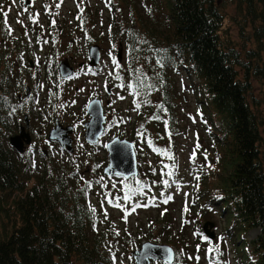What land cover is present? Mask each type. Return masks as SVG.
<instances>
[{"label":"trees","instance_id":"trees-1","mask_svg":"<svg viewBox=\"0 0 264 264\" xmlns=\"http://www.w3.org/2000/svg\"><path fill=\"white\" fill-rule=\"evenodd\" d=\"M160 1L157 14L138 10L124 25L112 24L111 39H118L125 52L118 82L137 93L136 111L145 119L142 135L150 145L160 133L165 139L166 122L175 131L173 72L197 79L192 93L209 136L204 148L197 135L196 154L203 161L197 177L206 185L198 197L207 203L210 189L209 199L217 198L236 234L260 230L251 241L250 258L264 264V117L252 98L251 81L264 80V0H236L240 42L226 28L220 0ZM18 35L16 47L0 40V264H113L110 235L98 225L97 210L91 211L83 164L71 154L60 158L44 151L39 152L43 162L35 164L28 150L20 153L10 143L29 99L19 98L28 84L19 74L24 66L18 70L26 36ZM147 175L135 182L148 192L154 178ZM210 177L214 184L207 187ZM137 187L129 188L133 196L139 195Z\"/></svg>","mask_w":264,"mask_h":264},{"label":"rangeland","instance_id":"rangeland-1","mask_svg":"<svg viewBox=\"0 0 264 264\" xmlns=\"http://www.w3.org/2000/svg\"><path fill=\"white\" fill-rule=\"evenodd\" d=\"M220 1L227 16L226 28L233 38L240 42V27L236 22L241 13L237 8L236 0ZM158 2L162 7L163 3L160 0H143L142 2L141 0H62V2L61 0H37V7L29 11V14H26L25 8H21L20 4L12 1L10 5L5 2V8L8 6L6 11L12 24L10 27L12 32L10 35L7 34L9 27L5 25L7 33L0 29V40L4 37L6 40H12V38L16 40L14 33L26 30L25 48L28 54L25 63L32 60L34 71L42 77L41 85L34 91V96L37 98L34 103L35 109L43 114L44 118L40 123L33 122L34 142L28 150L29 154L32 155L35 164L43 162L40 160L39 152L44 149L47 150V155L60 158L67 156L56 143L51 144L46 140L48 130L44 121H47L50 115L43 110L46 104L44 99H49L47 103L49 105L54 100L53 109L50 107L49 113L57 114L64 125L75 127L73 157L74 160L83 164L84 179L92 182L89 200L98 212L100 220L98 225L101 230H106L110 235V245L114 249L112 254L116 257L113 264H136L133 251L140 248L145 241L166 243L174 247L176 250L174 264H209L210 260H218L219 264H253L255 260L250 258L253 252L251 241L258 236L260 230L253 228L236 234L231 225L233 219L223 213L217 198L209 199L208 190L210 189L205 191L207 195L204 200L208 201L207 203L196 198L199 194H197L198 190L202 192L206 186L197 179V176L195 177V167L203 161L198 155L194 162L190 157L198 142L197 135L201 136L204 148H207L209 138L207 128L200 121L198 98L192 93V83L197 82V79L185 72L182 75L179 71L173 72L174 90L177 94L176 123L173 127L175 131H172L171 125L168 131L166 122L162 133L168 140L164 143L165 139L161 137V133L156 135V139L154 138L156 141L154 144L158 150L162 149L163 152L171 150L167 155L161 154L160 151L154 152L144 141L145 138L141 135L144 133L143 117L139 119L136 111L138 110L137 96H132L128 90L119 89L115 80L108 79L110 74L114 76L122 74L125 68V52L121 57L122 62L119 63L120 68L116 69L113 64V58L116 61L120 47L118 39H111L112 24L124 25L130 17V12L137 14L138 10L144 16L154 12L157 14ZM80 3H82L80 8H83L82 16L83 18L86 16L88 20L85 24L77 19L81 16L78 7ZM57 4L60 5L59 8L56 7ZM36 13H39L38 22L33 23L28 15L34 16ZM116 17L118 24L114 23ZM53 19L56 21L55 25L52 24ZM47 27H51L53 32H48ZM250 28L247 27L245 32H248ZM93 43L100 44L101 59L98 68L90 70L88 53L89 46ZM64 59H70L71 64L76 67L75 76L66 80L60 77L57 79L55 76L51 79V76L56 75L55 70H58L59 61ZM47 64L51 75L48 78L49 81L46 75L43 76V70L46 69ZM81 64L84 65L81 66ZM251 81L252 98L259 102L257 109L264 117V80L252 78ZM93 98L103 101L109 118L107 131L97 145H90L85 139L84 122L89 120L86 109L88 102ZM20 119L21 126L25 125L23 115ZM134 122H137V128ZM262 131L264 133V128ZM114 137H121L135 143L140 169L144 170L145 175L149 174L147 175L149 180L152 179V176L149 177L151 174L154 178L150 189H147L148 192L133 197L131 195L130 200H124L123 197L129 194L130 187L137 184L134 179L106 177L103 174L109 157L105 148L106 143ZM36 151L37 154L33 155L32 152ZM165 165L169 167L166 169ZM213 168L214 171L215 166ZM168 170H174L175 175L168 176L166 174ZM144 174H140L141 178L145 177ZM164 179L170 182L174 180L175 184L170 188L165 187L160 183ZM213 180L215 178L212 177L207 180V187L214 184ZM114 184L115 188L112 187ZM125 185L128 187L125 188ZM162 192L165 195H171L173 199L164 204ZM109 193H111L110 196ZM106 196L114 202L108 203ZM117 203L121 207H116ZM145 204L148 206L136 207ZM186 206L187 212L184 211ZM133 207H135L134 212L131 210ZM105 212L107 216L104 215ZM206 221L213 224L208 229L216 237L214 241L210 240L214 242L213 244H219V254L210 255L206 251L208 243L202 238L205 234L201 233ZM197 231L199 236L194 235ZM197 245L200 246L199 251H197ZM181 252L182 254L178 255ZM196 256L200 258L198 262L195 259ZM153 264L166 263L154 262Z\"/></svg>","mask_w":264,"mask_h":264},{"label":"water","instance_id":"water-1","mask_svg":"<svg viewBox=\"0 0 264 264\" xmlns=\"http://www.w3.org/2000/svg\"><path fill=\"white\" fill-rule=\"evenodd\" d=\"M121 58V52L119 53ZM90 65H97L100 60V46L95 45L90 49ZM60 74L63 78L73 74V68L70 67L68 62H61ZM88 113L91 116L90 121L86 124V138L90 143H95L104 131V123L106 118L104 116V110L102 103L99 99H94L89 103ZM27 120V117H26ZM28 122V121H27ZM72 127H63L59 121L56 126L50 131L49 139L51 141H57L62 147H67L69 151H73L72 138L69 136L72 133ZM11 144L19 152H23L25 144L31 143L30 133L26 131L25 127H22L21 132L11 137ZM107 145L109 150V165L105 168L104 173L112 175L119 173L120 175L129 178L132 175L138 174V164L134 144L127 140H122L118 137L114 138ZM212 223H207V226ZM213 236L214 234L211 233ZM147 246V247H146ZM171 250V251H169ZM137 264H151V259H162L169 263H173L175 258V252L172 247L168 245H157L151 242H147L142 246V249L134 253Z\"/></svg>","mask_w":264,"mask_h":264},{"label":"snow or ice","instance_id":"snow-or-ice-1","mask_svg":"<svg viewBox=\"0 0 264 264\" xmlns=\"http://www.w3.org/2000/svg\"><path fill=\"white\" fill-rule=\"evenodd\" d=\"M61 2H62V0H61ZM56 7L59 8L60 5L57 4ZM78 7H79V6H78ZM25 11H27V9H25ZM80 12H81V16H78L77 19L83 21V16H82L83 8H80ZM3 16H4V24L7 25V24H8V20H7L8 13H7V12H4V13H3ZM38 18H39V13H36L34 16H33V15H30V16H29V19H30L33 23H37V22H38ZM18 22H20V21H18ZM55 23H56V21L53 19V20H52V24L55 25ZM11 32H12V29L9 27V28H8V33H9V35L11 34ZM110 55H111V54H110ZM157 63H161V61L158 60ZM113 64L115 65V68H116V69H119V68H120L119 63H117V62L115 61L114 58H113ZM110 75H111V74H110ZM68 78L70 79L71 77H68ZM116 79L119 80V79H121V77L117 74V75H116ZM119 86H120V87H124V85H119ZM129 87H130V85H129ZM136 106H137V108H139L140 105L137 104ZM153 118H154V119H159L158 116H157V117H153ZM149 143H151V142L149 141ZM106 147H110V146H109V145H106ZM200 148H201V145L199 144V142H197V144L195 145V148H194V150H193V153H192V155H191V157H190V159H191L193 162H194L195 159H196V151H197L198 149H200ZM157 151H159V150L157 149ZM164 154L167 155L168 153L165 152ZM203 154H204L205 159H207V152L205 151ZM33 167H36V165L33 164ZM168 167H169L168 165H165V168H166V169H167ZM174 167H175V166H173V168H174ZM166 174H167L168 176H174V175H175V171H174V170H170V171H167ZM116 175H120V174H119V173H116ZM81 179L83 180V177H81ZM102 179H103V178H101V180H102ZM197 179H199V177H197ZM98 183H99V182H98ZM137 183H138V187H137V189H136V192L142 195V194L144 193L145 189H146V186H145L143 183H140V182H137ZM160 183H161L163 186L170 188L173 184H175V181L173 180V181L170 182L169 180L164 179V180H162ZM91 186H92V182H91V181H88V182H87V187H91ZM112 187L115 188L116 185L114 184V185H112ZM127 187H128V186L125 185V188H127ZM108 195L110 196L111 193H109ZM131 195H132V193L129 192V194L125 195V196L123 197V199H124V200H130V199H131ZM161 196L163 197L162 202H163L164 204H167L169 201H171V200L173 199V197H172L171 195H165L163 192L161 193ZM105 199H107L108 203H110V204H112V203L114 202L112 199H108V196H106ZM218 199H219V197H218ZM154 202H155V201L153 200V203H154ZM115 206L118 207V208L121 207V205H120L119 203H117ZM140 206L147 207L148 205H147V204H145V205H137L136 207H140ZM131 210L134 212V211H135V207H133ZM91 211H92L93 214L96 213V209H95V208H91ZM184 211H185V212L188 211L187 206L185 207ZM104 215L107 216V213L105 212ZM117 235H119V233H117ZM194 235L199 236V232H198V231L195 232ZM202 238L208 243V247H207V249H206V251H207L208 254H210V255H211V254H219V252H220V246H219V244H213L212 241L209 240V238H208L207 236H203ZM221 239H222V238H221ZM146 247H147V246H146ZM199 248H200V246L197 245V251H199ZM169 251H171V250H169ZM181 254H182V252H181L180 254H178V255H181ZM189 259H193V257H189ZM195 259H196L197 262H198L200 258H199V256H196ZM113 260H114V261L116 260L115 255H113ZM209 264H219V261H218V260H210V261H209Z\"/></svg>","mask_w":264,"mask_h":264},{"label":"flooded vegetation","instance_id":"flooded-vegetation-1","mask_svg":"<svg viewBox=\"0 0 264 264\" xmlns=\"http://www.w3.org/2000/svg\"><path fill=\"white\" fill-rule=\"evenodd\" d=\"M16 1V3H19V4H23L24 3V0H14ZM32 4L34 3V0H31ZM0 7H1V3H0Z\"/></svg>","mask_w":264,"mask_h":264},{"label":"bare ground","instance_id":"bare-ground-1","mask_svg":"<svg viewBox=\"0 0 264 264\" xmlns=\"http://www.w3.org/2000/svg\"><path fill=\"white\" fill-rule=\"evenodd\" d=\"M96 195H97V193H96ZM104 199V198H103ZM99 200V199H98ZM105 203V202H104Z\"/></svg>","mask_w":264,"mask_h":264}]
</instances>
